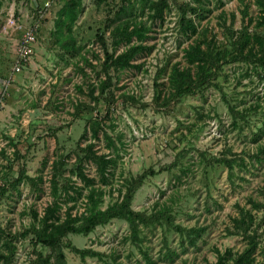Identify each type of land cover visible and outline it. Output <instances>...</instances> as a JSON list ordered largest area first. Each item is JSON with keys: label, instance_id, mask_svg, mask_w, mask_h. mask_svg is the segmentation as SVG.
Instances as JSON below:
<instances>
[{"label": "rangeland", "instance_id": "1", "mask_svg": "<svg viewBox=\"0 0 264 264\" xmlns=\"http://www.w3.org/2000/svg\"><path fill=\"white\" fill-rule=\"evenodd\" d=\"M199 1L205 9L186 15L198 29L186 34L180 7L195 0H167L162 20L151 17L145 0H0L4 232L40 226L47 208L49 222L78 223L91 209L88 194L100 198L93 208L103 211L142 176L131 208L147 216L162 211L171 226L163 219L140 226L135 241L121 218L87 235L70 233L62 240L66 264H233L248 249L244 228L256 242L247 264H264V59L232 61L228 31L249 23L250 34L264 37V11L255 0ZM69 5L76 19L58 31V13ZM128 18L146 24L142 44L149 49L131 60L138 68H105L106 52L115 56L126 48L121 43L114 50L112 30ZM15 22L36 29L20 71L14 70ZM195 43L216 57L210 68L217 74L212 85L171 97L169 73L189 65L185 50ZM190 66L194 73L196 64ZM106 77L110 85L101 96L98 85ZM89 151L110 160L104 178ZM221 158L231 160L232 169ZM7 238L0 233V264L3 255L9 256L5 264H30L38 252L49 253L31 235L13 237L9 246Z\"/></svg>", "mask_w": 264, "mask_h": 264}, {"label": "trees", "instance_id": "2", "mask_svg": "<svg viewBox=\"0 0 264 264\" xmlns=\"http://www.w3.org/2000/svg\"><path fill=\"white\" fill-rule=\"evenodd\" d=\"M149 9H153L151 17L154 19L163 18V12L168 8L167 0H157L153 2L151 0H145ZM197 5H191L189 3L184 4L183 7H180V29L184 33H195L198 29L197 24L194 22V18L188 17V13L197 14L199 11H203L205 7L201 5L199 0H195ZM256 4L263 7L264 11V0H255ZM242 17H245V20L249 22L252 20L251 17H248L246 9L242 10ZM234 18V16H233ZM76 19V10L74 5H69L65 8V11L61 10L58 13V20L56 24V30L60 31L62 26L69 28V25L73 23ZM264 20V15H263ZM233 19H231V24H233ZM148 27L143 21L133 20L128 18L125 20H120L113 30V44L114 50L121 43H124L126 48L123 52L113 55L112 53L105 54V60L103 62L104 67L108 66L113 67L115 70H122L126 68H138L139 65L133 64L131 60L135 56L144 50L149 49L148 46L142 44V40L147 37ZM229 35L232 38L231 45L233 48V53L230 55L232 61L246 62V63H256L262 62L264 59V37L258 35L250 34L249 23H241V26L238 30H233L232 26L228 29ZM99 38H102L99 36ZM135 38V42H133ZM187 55V61L189 65L187 67L179 68L177 65H174L171 72L168 76V81L170 87L173 89L171 97H178L186 93L194 92L195 90L201 88L204 85H212V81L216 76V71H212L210 67L215 68V65H218L217 59L213 56L211 50H202L200 44L191 45L185 50ZM196 64V69L192 73L190 65ZM110 78L106 77L104 81L100 82L98 85L99 95H104L105 91L110 85ZM99 97H93V99H98ZM131 99V98H130ZM169 99H165L164 103H168ZM232 111V108L230 107ZM98 128V124L96 126ZM93 129V134L96 135L97 129ZM89 158H92L98 166L101 176L104 178L105 165H108L110 160H104V155L96 156L93 152L89 151ZM227 166V168L232 169V161L226 158H221L218 160ZM152 174V173H151ZM79 175L83 177L81 172ZM84 178V177H83ZM143 180L142 176H139L137 179L131 180L127 186L125 195L122 200L117 203L112 204L105 210H96L93 207L98 203L100 198H96L92 192L88 194L87 204L90 203L91 209L89 213L83 218L80 222H76L73 219H70L68 215V220L62 221L60 223L49 222L50 218V209H46V213L40 220V226L32 224L30 227L24 229L22 232L12 234L10 232H4L0 228V233L6 234L8 237L6 240L7 245H11V238H25L28 235L32 236L33 244L38 245L39 249H48L49 253L43 254L42 251L38 252L36 258L32 260L30 264H50L51 258H54L57 264H66L65 254L63 252V238L72 233V234H83L87 235L90 233L96 226L105 224L112 218H121L128 222L130 228V234L133 237L134 241L139 240V233L141 227H147L154 223H160L161 219L167 223L168 226H171L170 219L164 216L162 211H157L152 215H145L143 212L134 211L131 206V200L133 198L134 191L138 185L141 184ZM36 181H41V176H39ZM99 196V194H98ZM89 206V205H88ZM264 207V206H263ZM90 208V207H89ZM87 208V209H89ZM34 214V220L37 219V213ZM39 221V220H38ZM141 226V227H140ZM174 230L182 232L185 230L177 225L172 226ZM245 237L248 239V249L239 255L233 262V264H247L251 260V253L256 247V242L254 241L253 236L247 235V228H244ZM12 250V248L10 249ZM80 255L85 256L91 251L80 250ZM7 257H2V263L7 262Z\"/></svg>", "mask_w": 264, "mask_h": 264}, {"label": "built area", "instance_id": "3", "mask_svg": "<svg viewBox=\"0 0 264 264\" xmlns=\"http://www.w3.org/2000/svg\"><path fill=\"white\" fill-rule=\"evenodd\" d=\"M14 17L8 19V25H14ZM15 27L20 31V38L17 44L16 62L14 66L15 71H20L21 66L25 65L32 54L33 43L36 40V29L34 26L30 28L23 27L21 24L15 22Z\"/></svg>", "mask_w": 264, "mask_h": 264}]
</instances>
